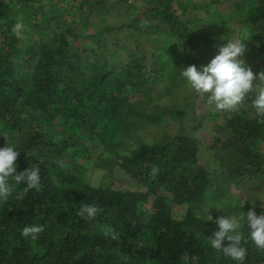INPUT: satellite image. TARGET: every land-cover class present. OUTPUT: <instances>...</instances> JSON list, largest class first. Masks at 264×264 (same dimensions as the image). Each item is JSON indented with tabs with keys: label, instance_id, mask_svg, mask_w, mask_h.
I'll return each mask as SVG.
<instances>
[{
	"label": "trees",
	"instance_id": "1",
	"mask_svg": "<svg viewBox=\"0 0 264 264\" xmlns=\"http://www.w3.org/2000/svg\"><path fill=\"white\" fill-rule=\"evenodd\" d=\"M10 2L17 1L0 0V147L14 144L20 151L18 172L39 166L41 188L24 193V185H17L13 195L0 202V264H235L208 245L217 226L195 211L214 195L221 198L228 187L226 177L223 185L198 162L195 138L178 135L175 142L128 147L119 137L116 143H122L118 149L125 146L123 153L116 151L112 138L113 142L105 139L110 131L112 136L121 133L119 125L134 115V94L147 95L142 88L147 63L155 65L150 55L142 52L115 65L105 58L93 59L87 50L81 53L72 46L77 32L71 24L58 25L59 15L52 17L57 24L44 39L34 40L24 29L17 37L12 32L16 9ZM36 2L40 0H22L23 7L32 11L23 25L27 20L32 31L44 26L33 21L38 11L39 16L50 17L41 9L33 10ZM145 2L156 28L164 29V43L170 37L185 41L189 60L200 37L179 19L175 1ZM234 7L245 9L244 21L250 27L246 38L239 39L246 47L245 64L254 72L264 70V0H237ZM221 22L213 25L218 26L215 39L228 34L229 20ZM173 53L179 57V52ZM139 115L142 123L157 120ZM223 116L229 137L224 141L216 137L214 142L227 169L224 176L234 184L264 176V153L257 148L264 143V117L251 107L224 111ZM96 136L114 151L111 159L100 157L97 164H115L135 178L141 190L93 186L81 176L76 158H88L89 142ZM148 201L151 209L144 217L141 206ZM82 204L97 206L94 220L79 215ZM173 204L186 206L182 218L172 216ZM251 205L257 215L264 210L258 200L235 207L239 212L243 206L246 213ZM30 224L44 226L36 240L21 236V229ZM105 226L113 227L119 239L104 237ZM248 231L245 225V264H264V250L247 240Z\"/></svg>",
	"mask_w": 264,
	"mask_h": 264
},
{
	"label": "rangeland",
	"instance_id": "2",
	"mask_svg": "<svg viewBox=\"0 0 264 264\" xmlns=\"http://www.w3.org/2000/svg\"><path fill=\"white\" fill-rule=\"evenodd\" d=\"M9 1L12 0H1L7 3ZM16 1L15 4L10 2L11 7L16 9L14 22H23L32 11L23 7L22 0ZM100 1L101 4L98 5L95 3L97 0H40V4H34L33 10L41 9L42 12L49 13L50 17L39 16L38 11L33 21L42 23L43 28L32 31L26 20L24 30L34 40H42L57 24V19L53 20L52 17L59 15L58 25L62 22L71 24L77 32L78 38L72 41V46L81 53L83 49L87 50L93 59L102 61V58H105L110 65H115L120 61L139 57L142 52L150 55L155 65L150 66L147 63L144 77L147 82L142 87L147 95L143 98L142 94H134L131 98L134 115L119 125L122 135L117 132L112 136L110 131L105 135V139L114 140L115 142H112L115 143L116 151L123 153L122 149L125 146H133V143L154 144L172 140L175 142L178 135L193 137L198 141V162L215 176L216 181L223 184V177L228 179V187L223 196L217 198L214 195L208 204H204L200 209L197 207L196 212L203 216V209L213 205L220 209L211 210L215 219L222 215L237 214L238 207L235 205L246 201L258 200L264 207V176L240 184H234L228 175L224 176L227 169L221 161V156H217L218 145L214 142L216 137L222 141L229 137L228 129L224 126V111H216L214 105L208 104L207 96L192 91L180 75V70L190 65H195L198 69L206 65L218 54L224 43L239 42L240 38H246L250 27L244 21L245 9H235L237 0H222L213 5L209 4V0H174L173 8L179 19L186 23L193 36L200 37L194 41V50L188 60L185 59L183 48L185 41L170 37L164 43L165 35L161 34L164 29L156 28V21L151 19L153 16L147 10L146 0ZM80 4L83 8H80ZM244 7H247L246 4ZM222 18L229 20L225 22L228 34L221 37L222 40L215 39L213 34L218 26L213 25H218ZM133 22L138 23L132 25ZM220 28L223 29V25ZM173 50L179 52L178 58ZM241 59L244 60V57ZM248 99L251 100V97ZM249 104L248 100L240 109L250 110ZM141 113L147 117L157 116V120L142 123V115H139ZM119 137H122L125 143L121 149L118 148L122 147V143L119 146L116 143ZM92 139L89 142L88 158H76L81 176L93 186L141 190L140 183L122 172L115 164L104 167L97 164L101 158L111 159L114 151L106 147V143L97 136ZM257 145L264 153V143ZM150 209V201L144 203L141 206L142 215L146 217ZM171 212L174 218L180 219L186 212V206L173 204Z\"/></svg>",
	"mask_w": 264,
	"mask_h": 264
},
{
	"label": "clouds",
	"instance_id": "3",
	"mask_svg": "<svg viewBox=\"0 0 264 264\" xmlns=\"http://www.w3.org/2000/svg\"><path fill=\"white\" fill-rule=\"evenodd\" d=\"M23 29V22H17L13 25L12 32L20 37ZM245 52L243 43L226 42L206 65L199 69L190 65L180 70V75L192 91L206 95L208 104L214 105L216 111L235 112L245 106L251 97L249 106L257 116L264 117V70L254 72L251 66L246 65L241 59ZM19 155L20 151L14 144L0 147V202L7 201L17 185H24V193L39 191L41 188L39 166L18 172L16 161ZM17 198L22 199L23 196L18 194ZM242 207L235 215H222L215 219L211 210L215 208L220 211L218 207L209 205L203 209L206 222L214 221L217 226L208 236V245L230 257L235 264H245L248 252L242 243L245 240L242 232L245 225L249 230L247 240L258 250H264V210L257 215L255 206L251 205L246 213L241 210ZM98 211L93 204H82L79 215L86 220H94ZM43 231V225L30 224L21 229V236L36 240ZM103 235L112 240L119 239V233L111 226H105Z\"/></svg>",
	"mask_w": 264,
	"mask_h": 264
}]
</instances>
